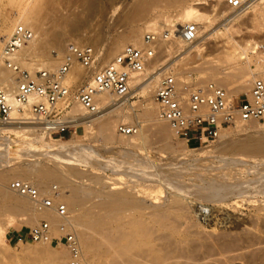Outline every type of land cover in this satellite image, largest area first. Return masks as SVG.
<instances>
[{
  "label": "rangeland",
  "instance_id": "1",
  "mask_svg": "<svg viewBox=\"0 0 264 264\" xmlns=\"http://www.w3.org/2000/svg\"><path fill=\"white\" fill-rule=\"evenodd\" d=\"M22 1L0 0V33L10 30L18 17L25 14L22 12V6L20 5ZM84 1L85 3H83ZM143 1H147L152 6L145 7L141 12V17L135 16L134 9L136 4L138 5ZM171 1L173 0H95L97 3L95 10V8H88L86 0H50L51 3H47L43 7L46 8L41 11L43 12L41 14V28L42 31L47 33V41L44 42L45 44L41 46L39 53L35 56L29 53L19 54L18 62L22 68L34 72V65L44 62V56L48 52L53 53L55 51L57 42L53 39V34L55 32H63L65 40H68L70 43L92 46L98 59L95 65L97 67L103 66L112 61L114 56L103 60L101 57V59L99 58V52L106 54L111 48L112 41L117 40L123 32L142 29L145 22L152 21L159 15L169 16L174 20L170 25L160 22L158 31L172 25L178 26L187 23H180L177 19L178 15H180L184 8L199 3L200 5L196 6V9L206 15L205 22L209 28L207 29L209 32L207 31L206 34L210 37L217 30L222 32V34L213 35L206 42L200 56L195 55L193 58L191 57L188 61H184L183 64H188L186 67L185 65L181 66V69H185V72L182 75L183 77L181 76L182 79H180L179 83L192 79L200 82L207 77V74L211 73L210 70L215 68L219 53L231 49L230 41L223 30V25L227 24L233 18V15L239 11L234 12L228 9L224 0H175L171 5H166L168 4L167 2ZM251 1V6L257 3L256 0ZM233 12L235 14H232ZM243 14V18L232 22L234 23L233 40L240 45H244L246 41H254L257 45H264V24L261 29L254 28L251 8L244 10L241 15ZM67 18L69 20H65ZM77 18H81L82 23L74 28L72 27L74 25L72 20L74 21ZM69 29H73L75 33L72 34ZM142 36L139 40H134L133 44H138ZM162 43L164 45L166 42ZM128 44L131 43L127 42L123 44L121 49ZM163 45L157 44L156 46L155 59L154 63H152L155 67L161 66L162 63H165L170 58L167 56L168 49H163ZM167 45L169 44L167 43ZM57 65L51 68H56ZM88 74V70L81 69L80 67L72 71L68 79V82L72 86L70 101H76L74 99L76 90L88 81ZM153 92L154 89L148 94L136 91L130 92L128 97L131 98L126 103L124 111L129 110L130 105L137 106L149 97L153 99ZM120 124L130 125L129 122L118 123L117 127ZM144 125L148 131L147 134H154L155 126H153L152 122H145ZM254 127L253 125L251 129L233 130L232 137H230L236 140L245 137L246 134H251ZM97 132L98 129L95 125L89 131H84V127L80 125L75 135L66 134L61 139L51 137L58 141H75L89 145L95 152L94 162H101L102 164L110 162V167L106 168L107 171L77 167L82 172L85 171L92 175L94 173L97 174L101 180L85 181L86 178L84 181L80 179L70 180L72 185L84 187L91 191L93 195L92 193L91 195L88 194L78 210L68 212V216L71 220H77L79 216L85 219V216H87L91 218V221H94V218L98 215L102 216L101 218L106 220L111 229H120L122 232H126L124 233L126 238L121 240L120 245H126L129 242L132 245V249L128 254L122 255V250L119 247L108 249L100 246L102 237L100 234L92 233L90 236H93L87 249L89 251L88 255L87 250L81 246L85 264H231L234 261H240L242 264H264V163L261 162L264 159V155L248 156L238 152L220 153L219 150H216L217 152L215 153H205L204 155L201 152L204 153V151L209 150V148L211 149V147H217L219 143L218 138L206 143L198 141L193 143L192 141L182 142V140L176 139L173 134H171V139L169 140L171 144L174 145L175 143L176 145L177 142H182L185 143L182 145H190L191 148L183 149L182 146L178 145V147L172 150H167L162 147L164 141L162 142L158 137L151 135L147 150L140 151L130 148L121 150V148L127 147L107 145L98 136ZM116 135L122 136L118 133L117 128ZM12 138L7 134L0 133V145L3 144L4 146L0 150V161H4L2 155L5 151H8L9 147L14 146ZM3 148H6L5 151H2ZM126 150H132L133 155L136 153L134 155L135 159L128 160L130 158H127V163H123V166H120L122 168H118L119 171L129 172V168H124L126 165H135V160L138 156V160L144 159L146 156L149 161L154 162L159 167L158 171L163 178L173 181L175 187L179 186V188L189 190L187 192L191 196L203 197L209 196V193L220 194L225 200L223 204L230 207L231 213L235 214V219L233 218L232 222L227 223L225 226L217 227L215 225L217 221L215 220V223L211 219L212 217L209 216L206 222L192 220V218L187 216L185 208L180 210L179 213L168 216L165 221L161 222L160 218H162V215L155 208L154 199L156 197L159 198V205H168L165 193H160L159 189H154L153 184L148 180H143L139 185L134 184L136 180H130L132 183L127 180L130 183L124 184V182L123 184L117 183L119 185L116 186L113 185L115 182L124 181L122 179L125 177V174L119 173L117 175V173L112 172L117 170H113L112 168L117 162L125 161L123 153L125 154ZM192 152L195 154L193 155ZM36 159L38 162L42 161V158ZM23 160L25 158L14 159L13 162H15V165H20L23 164ZM99 165L101 166V164ZM112 165L113 167H111ZM174 170L175 172H180L181 176L180 174L175 175ZM26 181H29L34 186L37 184V179L33 177L28 178ZM54 185L58 189L60 188L58 183H50L48 188L51 190ZM113 186L114 188H121L120 191L116 192H125L141 200V208L139 210L131 209L127 212H122L118 208L113 209L112 212L98 209L96 205L105 200L107 195L115 192L112 191L114 189ZM128 186H132L134 189L131 190ZM213 186L215 188H212ZM203 190H206V192ZM201 193L203 194L201 195ZM204 193L207 194L205 195ZM204 204L209 207L214 206L217 213H222L221 209H217V205L207 202ZM95 212L96 214H94ZM2 214L0 208V264H67L68 251L66 246L62 242L56 244L57 240H51L53 237L59 239L63 234L56 229V226H52L50 233H48L45 239L31 242L27 239L29 228L37 224L41 219L30 223L24 220L27 217L29 218L30 212L19 215ZM221 216L218 214L215 219ZM83 219L80 220L82 221ZM235 220L239 221H237V225H239L237 228L231 227L236 223ZM164 223H167V227H163ZM13 231L15 236L11 238L10 235ZM75 232L79 235L80 229L77 228ZM19 237H24V241H19Z\"/></svg>",
  "mask_w": 264,
  "mask_h": 264
},
{
  "label": "bare ground",
  "instance_id": "2",
  "mask_svg": "<svg viewBox=\"0 0 264 264\" xmlns=\"http://www.w3.org/2000/svg\"><path fill=\"white\" fill-rule=\"evenodd\" d=\"M86 1H87L86 5L88 6V8L90 9L95 8L96 10L97 3L95 2V0H86ZM174 1L175 0L171 2H167L168 4L166 5L169 4L171 5L172 2ZM256 2L257 3L254 2L255 4H252L251 6L252 1L249 0V3L245 7L235 9L229 7L224 0V3L228 9L234 12L239 11L237 14L233 12L232 14H235L233 15V18L229 20L227 24L223 25V30L228 36L231 49L228 51L223 49L224 51L219 53V58L216 61L215 68L213 70H210L211 73L207 74V77L201 80V81H213L219 84L220 86L225 87L232 98L237 97L240 93L247 91L252 76L254 75V73L260 71L261 69V64L258 61L259 53L258 51H256V48L258 46L257 43L254 41H246L244 45H240L239 43L235 42L232 37L234 33L233 30L234 23L232 22L237 21V19L239 18L240 19L243 18L244 14L241 15V13L244 10H248L249 8H251L253 13L252 15L253 17L252 16L251 17L254 23V28L261 29L262 25L264 24V0H256ZM47 3L48 4L51 3L50 0H23L20 3V5L22 6V12H24L25 14L23 16L18 17L15 23L20 22L29 26L33 31H35L36 37L34 36V39L30 42V44L19 49L12 56L13 59L18 61L19 59L18 55L21 53L22 54L29 53L32 54L33 56L37 55V53H39L40 51L41 46L45 44L44 43L45 41H47L46 40L47 33L45 31H42L41 28L42 27L41 14H43V12L41 11H43V9L46 8L43 7L47 5ZM83 3H85V1ZM199 5L200 4L197 3L184 8L183 11L180 13V15H178L179 17L177 18L180 23L182 22L196 23L197 25L196 39L193 41H184L178 36L175 37L173 41H165L160 39L157 42V44L163 45L162 42H166L163 45V49H168L167 56L170 58L166 60L165 63H162L161 66L155 67L152 64L154 63V59H155L153 57L146 64L144 70L131 72L129 79L130 91L126 96L118 97L108 92L97 93L95 95V101L99 105V110L94 113H88L79 105L76 96L74 97V99L76 100L75 102L70 101V96L72 91V89H70L69 113L72 117V120L75 121L74 125L81 124L84 127V131L91 130L93 125L97 126L98 136L101 137V139L104 142H106L107 145L127 147V148H121V150L129 149V148L140 151L147 150L148 148L147 145L151 135L158 137V139L162 140V142L164 141L162 146L164 149L172 150L175 147H178V145L182 146L183 149H190L191 148L190 145H182L185 144L182 142L192 141L193 143H195V140L193 139L183 140L178 138L180 141L182 140V142L181 143L177 142L176 145L175 143L173 145L169 142V140L171 139V134L173 133H171L172 131L165 121H161L157 119L156 104L155 102L153 103L154 98L152 99L151 97H149L143 103L137 106L130 105L129 106L130 109L127 111H124V107L126 103L129 101V98H131L128 97L130 92L136 91L138 93H144V94L150 93L152 89L155 88L160 77L164 74L167 73L173 74L178 84H180L179 81L180 79H182L181 76L185 72V69L184 70L181 69V66L185 65L183 64L184 61L186 60L188 61V59H190L191 57L193 58L195 55L200 56L201 52L203 51V46L206 45V42L209 41L213 35L222 34L220 30H217L210 37L206 34V32L208 31L207 29H209L208 24L205 22L206 15L200 13L196 9V6ZM151 6L152 5H150L147 1H143L138 5L136 4L134 9L135 16H140L141 12L145 7H151ZM65 20H69V19L67 18ZM173 20L174 19L169 16L165 17L164 15H159L156 18H154L152 21L145 22V25L142 29L128 30L123 32L122 34H120L117 40L112 41L111 48L106 54H104L103 52L101 53L99 52V58L101 57L103 60H105V58L107 59L111 56L115 57L117 54L121 52L122 50L121 46H123V44L127 42L131 43L130 45L133 46H142V39L140 42H138V44H133V41L139 40L140 37L143 35V33H145L148 30L158 31L160 27L159 24L160 22H163L165 25H170L171 23H173ZM72 23L74 24L72 27L76 28L75 26L81 25L82 20L81 18L80 19L77 18L74 21L72 20ZM184 24L178 25L177 28L180 29V27ZM73 29H69L72 34L75 33ZM77 29L79 28L77 27ZM8 32L9 30L1 32L0 38ZM52 37L57 42L55 51L53 53L48 52L44 56L45 58L44 62L34 65L35 71L43 68L48 69L59 64L60 61L62 60L64 53H66V47L70 42L68 40H65L64 33L55 32ZM167 43L169 45H167ZM0 50H1V39H0ZM159 51H161V49H159ZM162 51L164 52V50ZM186 65L188 64L186 63ZM77 67L89 71L87 78L88 81H90L94 72H96L101 66L97 67L94 64L90 68H83L78 63H75L70 69L68 79L72 71ZM0 82L7 83L10 91L13 90L14 82L12 79V72L2 64L1 60H0ZM18 121H25V122H18ZM125 122L127 123L129 122L130 125L136 127L134 133L129 135H124L118 131L119 126L117 127V124L125 123ZM145 122L153 123V126H155L154 134L151 135L147 134L148 131L146 130V126L144 125ZM165 123L168 127L165 125ZM253 125L255 127L254 130L251 132V134L249 135L246 134L245 137H242L237 140L231 138L233 134V130H243L244 128L251 129ZM116 128L118 133L122 136L116 135ZM0 133L7 134L13 137L11 140L14 142V146L11 148L9 147L8 151H5L6 148L5 149L3 148L2 151H5V153L2 155L4 161H0V208L3 213L2 215L4 214L19 215L30 212L29 218L27 217V219L24 220H27L30 223L32 221L37 222L38 219H45L50 223L49 233L51 231L52 226H56V229L59 232H61L59 230V225L62 224L66 225V227L72 230L73 233L75 234L81 249L83 259L85 258L81 246L85 248V250L88 249V246L92 239L91 237L93 236V235L90 236V234L92 233L100 234V236L102 237L100 246H104L108 249L113 247H119L122 250V255H126L130 252V250L132 249V245L128 242V240H127L128 244L120 245L121 240H124L126 238V236L124 235V233L126 232H122L120 229H116V230L111 229L107 224L106 220L104 218H101L102 216L99 215L96 216V218H94V221H91V218L87 216H85L86 217L85 219H83L84 217L79 216L77 220H71V218L68 216V212L70 213L72 211L74 212L78 210V208L83 204L85 197L88 194L91 195L92 193L91 191H89L84 187L72 185L70 180L80 179L81 181H84L85 178H86L85 181L101 180V178L97 174L94 173V175H92L86 173L84 170H83L84 172H82L80 171V169H77V167L78 168L85 167V169L89 168L90 170L100 169L103 171H107L106 168L110 167V162H104L103 164L101 162H94L95 152L91 149V147H89V145H84L81 143H77L75 141L54 140L51 138V136H47L45 135V133L43 134V131L40 130L37 127V125L31 123L29 120H13V122L7 124H0ZM75 134L76 133H73V135ZM123 136H127V137H123ZM217 138H218L217 140H219L217 147L216 146L211 147V149L209 148V150L204 151V153L203 152L201 153L204 155L205 153L212 154L217 152L216 150H219L220 153L238 152L248 156L264 155V125L263 124L249 121L243 124L242 126L224 128L219 132ZM2 147H4L3 144L0 145V150ZM132 153H133L132 150L127 151L125 154L123 153L125 161L117 162L116 165H114V167L113 165L111 166L113 167L112 168L113 170L114 169L117 170V171H112L113 173H117V175L119 173L125 174V177L122 179L124 180L123 182H115L113 183V185L116 186L121 183L123 184L124 182H125L124 184H126L130 180L132 181L136 180L134 184L139 185L141 184V182H143V180H148L151 184H153L154 189H159L160 193H165L166 194L165 199L166 202H168V205L166 204L159 205V198L156 197L154 199L155 208H157L158 211L160 212L159 214L162 215L161 216L162 218H160L161 222L165 221L168 216L179 213L180 210H183L185 208H186L187 216L192 218V220L198 222L199 220L198 207L200 208L208 207L209 217H212L211 219L217 221V223L215 221L216 223L215 225L217 227L225 226L227 223L232 222L233 218L235 219L234 216L235 214L231 213L230 207L228 205L223 204L225 200L224 197L220 196V194L217 195V194L209 193L208 194L209 196H203V197L191 196V194L187 192L189 190H185L184 188H179V186L175 187L173 181H170L167 178H163L160 172L158 171L159 167H157L154 164V162L149 161L148 157L146 158L145 155H144L145 156L144 159L142 158L139 160H138L139 156L138 158L135 156L137 158L135 160L136 162L135 165L129 164V166L126 165V167H124V168H129L130 170L129 172L119 171L118 168H122L120 166L125 162L127 163L126 161L127 158H130L128 160L135 159L134 155L136 153H134V155ZM194 154L195 153H193V155ZM21 158H25V160H23V164L15 165V162H13V160L21 159ZM36 158H42V161L38 162ZM261 162L264 163V159L261 160ZM99 164H101V166ZM174 174L179 175L180 172H175L174 170ZM31 177L37 179V184L35 185V187H38L42 192L50 191V189L48 188L50 183H58L60 185V188L58 189L59 193L56 198V201H62L63 203L66 204L67 206L66 215L59 216L53 207L37 209L34 203L27 196L20 194L17 191L10 188V182H9L10 180H15V179L27 180L28 178ZM128 187L131 190L134 189L132 188V186L131 187L128 186ZM119 188L115 187L114 189H112V191L115 192L107 195L106 199L98 203L96 207L100 210H106L108 212H112L113 209L116 208L120 209L122 212H127L131 209L139 210L141 208V203H142L141 200H138L133 196L126 194L125 192H116L121 190V188L120 189ZM212 188L215 187L213 186ZM203 191L206 192V190ZM202 194L203 193H201V195ZM204 194L206 195L207 193ZM206 202L217 205L218 206L217 209L218 208L221 209L220 211H222V213L220 212L217 213L214 206L213 207L206 206L204 204ZM94 214H96V212ZM218 214L222 216L219 217L218 219H215ZM80 219L83 220L81 221ZM237 221L231 227L237 228L239 226L237 225ZM166 224L167 223H164L163 227H167ZM77 228L80 229L79 235L75 232ZM88 254L89 251L87 250V255Z\"/></svg>",
  "mask_w": 264,
  "mask_h": 264
},
{
  "label": "built area",
  "instance_id": "3",
  "mask_svg": "<svg viewBox=\"0 0 264 264\" xmlns=\"http://www.w3.org/2000/svg\"><path fill=\"white\" fill-rule=\"evenodd\" d=\"M225 3L239 9L245 7L249 0H225ZM196 31L195 22H187L180 29L174 25L160 31H146L142 36V46L125 45L112 61L101 66L90 81L76 90L79 105L88 113H94L99 110L95 101L97 93L126 96L130 91V73L144 70L155 56L160 39L173 41L178 36L184 41H193L197 37ZM34 36L29 26L16 22L0 38V60L12 72L14 82L12 91L7 83L0 82V124L29 120L45 135L61 139L66 134L76 133L81 125H74L75 121L69 113L70 69L75 63L83 68L92 67L97 62L95 50L89 45L69 43L56 68L30 72L22 68L12 56L30 44ZM256 51L259 53L261 69L252 76L248 90L236 98H232L225 87L213 81L196 82L192 79L178 84L173 74L162 75L153 92L157 119L165 121L177 138L193 139L200 143L214 141L224 128L242 126L249 121L264 125V45L259 44ZM135 130L136 127L126 124L118 127V131L124 135L132 134ZM10 188L27 196L37 209L53 207L59 216L67 214L66 204L56 201L59 190L55 185L50 191L42 192L29 181L15 179L10 182ZM198 209L199 221L206 222L208 207ZM49 229V222L41 219L29 228L27 239L31 242L41 241L48 236ZM59 230L62 236L51 240L66 246L67 264H85L73 231L63 224L59 225ZM18 240L24 241V237ZM231 264L242 263L234 261Z\"/></svg>",
  "mask_w": 264,
  "mask_h": 264
},
{
  "label": "crops",
  "instance_id": "4",
  "mask_svg": "<svg viewBox=\"0 0 264 264\" xmlns=\"http://www.w3.org/2000/svg\"><path fill=\"white\" fill-rule=\"evenodd\" d=\"M14 236H15V233H14V231H13V232H11L10 237L13 238Z\"/></svg>",
  "mask_w": 264,
  "mask_h": 264
}]
</instances>
